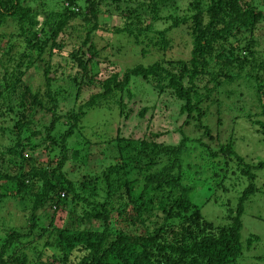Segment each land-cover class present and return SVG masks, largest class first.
Wrapping results in <instances>:
<instances>
[{
    "label": "trees",
    "instance_id": "1",
    "mask_svg": "<svg viewBox=\"0 0 264 264\" xmlns=\"http://www.w3.org/2000/svg\"><path fill=\"white\" fill-rule=\"evenodd\" d=\"M81 1L85 4L84 7ZM101 1L64 0L66 5L61 4L60 14H55L54 11L43 12L45 19L40 20L28 0H0V25L7 20L13 21L18 26L19 37H22L25 48L18 56L15 54L17 57L10 56L13 45L7 47L8 40H5L4 45L0 43V115L5 119L13 118L10 134L14 137L13 142L2 154L19 159L16 173L10 174L0 170V202L7 197L16 198L21 202H32L26 223L27 231L7 230L1 238L0 264H234L242 255L241 216L244 206L254 194L263 189L256 180L258 172L264 168V160L248 162L236 151L231 139L212 146L210 143L215 142L216 137L204 120L209 116L210 106L221 103L214 95L223 94L222 86L230 83L236 70L238 74L235 75L240 77L239 73H242L244 66L249 67L245 73L246 78H249L247 85L250 87L252 84L260 94L259 102L264 118V60L257 55L253 38L258 24L264 21V9L251 0H192L195 12L191 17L173 19L175 25H187L189 29V58L168 60V66L159 61L146 65L139 63L127 68L120 78L115 73L100 82L102 91L92 94L76 111L70 109L67 113H58L56 99L50 90L44 93L21 90V106H14L10 93L21 89L25 70L31 66L36 67L35 62L42 60V52L51 55L61 51L64 42L58 38L61 34L67 35L63 27L68 19L81 11L85 12L82 19L89 25H85V35L79 47L74 48L69 55L86 80H89L87 83L94 80L91 74L94 65L91 64L92 68L87 66L86 60L81 57V50L86 47L91 56L96 53L90 38L100 28L97 16L101 10ZM112 1L118 9L127 7V16L130 17V5L121 8L119 3L123 0ZM166 1L140 2L133 14L141 16L149 10L153 12L158 3L161 5ZM190 4L193 5L189 3V6ZM148 27L134 32L129 24L121 30L139 40L141 33L145 38L148 37ZM158 35H161L159 41L154 40L152 44L159 45L160 49L164 50L170 43L169 38L162 32ZM4 56L6 60H11L12 64L5 66ZM43 62V70L46 73L49 71V63L44 59ZM133 77H140L160 92L168 89L181 101L179 112L186 116L184 125L193 123L209 140L208 143L200 139L193 141L200 148L201 155L205 154L224 166L221 173L214 175L219 178L216 181L217 186L223 187L226 192L230 191V184H227L225 179L234 174L236 179L240 177L241 181L245 180L243 189L236 193L234 204L230 207L229 203L227 205L226 220L230 218L228 223L214 226L211 222L199 219V211L196 208L192 214L187 215L191 208L189 193L195 186L183 184L189 171L185 168L183 170L181 155L186 143L192 140L182 130V138L177 145H158L155 141L144 138L134 141L117 136L114 139L112 160L120 162V165H114L108 170L103 169V193H98L97 190L96 185L101 183L98 175L94 176L92 188L91 174L85 175L82 183L76 184L63 171L68 161L67 142L75 133L78 120L85 115L84 108L93 106L100 100L106 102L115 98V94L123 91ZM47 79L48 82L51 81ZM76 80L74 77L73 81ZM47 88H50L49 84ZM25 92L31 98L28 114L24 113L23 109L18 110L24 106ZM74 94L76 96V93ZM117 101L121 108L125 107L120 100ZM37 104L38 107H45L51 114L48 122L39 123L34 120ZM257 123L264 136V120ZM33 125L36 129L31 130L25 137L23 133ZM37 134L51 146L60 147V150L57 147L49 150L47 162L51 167L48 169L34 167L37 160L28 156L25 158L22 153L25 148H31ZM38 145V142L33 144L35 147ZM54 152L57 153V160L51 158ZM218 155L222 156L221 163L219 159H215ZM156 159H164L166 163L158 171L144 173L140 179L138 175L141 169L149 170ZM191 164L193 163H188V167H191ZM232 164L235 168L231 167ZM26 167L29 168L25 170ZM131 173L136 177L130 178L128 174ZM137 182L142 185L134 196ZM154 193L164 194L171 198L172 202L168 201L159 210L155 207ZM69 195L73 210L81 206V217L73 220L75 228H57L46 232V235H53L48 243L51 249L46 252L48 247L44 243L41 249L37 244V240L44 236V231L37 235L32 234L37 227L36 212L48 203L51 206L65 203ZM115 196L119 197L116 207L112 203ZM112 220H120V223L125 224V228L112 227ZM93 221L101 223V229H93ZM175 221V225L179 223L180 230L174 227ZM83 222L87 227L81 229L78 226ZM128 225L134 229L126 230ZM256 240L258 236L250 234L247 244ZM27 250L33 251L35 256L31 257Z\"/></svg>",
    "mask_w": 264,
    "mask_h": 264
},
{
    "label": "rangeland",
    "instance_id": "2",
    "mask_svg": "<svg viewBox=\"0 0 264 264\" xmlns=\"http://www.w3.org/2000/svg\"><path fill=\"white\" fill-rule=\"evenodd\" d=\"M251 1L255 2L259 8L264 9V0ZM28 2L32 5L34 12L38 14L40 20H44V13H50V11L60 14L61 4L62 6L63 4L66 5L64 0H28ZM140 2L146 3L149 0H123L119 3L121 8L130 5L131 13L128 17L127 7L121 10L115 7L112 0L101 1V10L97 16L100 28L90 38L96 48V53L91 56L86 47L81 50V57L86 60L87 66L94 65L93 73L91 72L94 79L92 82L87 83L89 80H86L80 71L81 69L79 70L69 55L74 48L79 47L85 35V25H89L82 19L85 12L81 11L65 23L63 29L67 35L61 34L58 38V40L64 42L61 51L51 55L42 52V60L35 62L36 67L31 66L25 70L22 76L21 89H16V91L10 93L11 103L14 106H17V104L21 106L19 96L21 90L28 89L27 92L31 93L36 91L44 93L50 90L56 99L58 113H67L70 109L76 111L77 107L85 103L92 94L102 91L100 82L115 73L120 78L127 68L139 63L146 65L153 61H159L168 66V62L166 63L168 60L189 58L191 50L189 29L187 25H175L173 19L183 16L191 17L195 12L193 1L167 0L161 5L158 3L153 12L149 10L139 16V14L133 13ZM189 3L193 5L190 4L189 6ZM82 5L84 7L85 4L82 3ZM129 24L134 32L149 26L148 37L145 38L141 33L139 40H136L131 34L123 32L121 29ZM117 30L120 31L117 32ZM160 32L167 39L169 38L170 42L164 50L160 49L159 45L152 44L154 40L159 41L161 35L158 34ZM19 34L18 26L11 20H7L0 25L1 45H4L5 40H8L7 47L13 45L10 56L15 54L18 56L21 51L25 50L22 37H19ZM26 35L28 36V34ZM253 38L256 42L254 46L257 50L256 53L264 60V21L258 24ZM43 59L49 63V71L46 73L43 70ZM5 60L6 56H4ZM4 64L9 66L12 62L7 59ZM248 69L249 67H242V73H239L241 74L240 77L235 75L238 74L236 70L232 74L233 77L230 83L227 82L222 86L223 94L214 95L221 103L220 105L212 104L210 106L209 116L204 122L209 125L212 134L216 137V141L210 143L212 146H215V143H222L231 139L236 151L245 157V160L256 163L264 160V136L261 133L260 125L257 123V121H263L264 118L263 109L259 102L260 94L252 84H250V87L247 85L249 78H246L245 73ZM74 77H76V81H73ZM47 78L51 81L48 82ZM47 84L50 88H47ZM70 91L72 94L69 95ZM27 92H25L24 106L21 109L18 108L19 111L23 109L24 113H27L30 109L29 101L31 98H29ZM74 93H76V96ZM117 100L125 104V107L121 108ZM180 105L181 101L175 98L172 91L166 89L164 92H160L140 77H133L123 91L115 94V98H110L106 102L100 100L95 102L93 106L84 108L85 115L78 120L75 133L67 142L68 161L65 163L63 171L76 184L82 183L84 176L91 174L90 187L92 188L94 187V176L98 175L101 183L96 185L97 190H99L98 193H103L105 190V185L102 183L103 169L108 170L114 165H120V162L112 160L114 139L117 136L130 138L134 141L144 138L153 140L158 145H177L182 138L180 133L182 130L192 140L186 143L185 150L181 155L182 168L189 171L183 184L185 186H195L189 193L191 194V208L187 215L192 214L196 208L199 211V219L211 222L214 226H222L228 223L230 218L226 220L227 205L229 203L230 207L234 204L237 197L236 193H240V189H243L245 180L241 181L240 177L236 179V174L226 178L225 181L230 184L228 186L231 189L227 192L223 187L216 185L219 178L214 175L215 173H221L224 166L219 165L216 162L217 160L206 157L205 154L201 155L200 148L193 141L200 139L208 143L209 140L204 136L203 131L195 127L193 123L184 125L186 116L180 114ZM38 106L39 104H37L34 120L39 123L48 122L51 114L46 111L45 107ZM12 127L13 118L6 117L5 119L0 115V170L10 174L16 173L19 159L15 156H5L2 151L14 140V137L10 134ZM33 129H36L34 125L30 126L23 135L27 137L26 135ZM35 142L39 144L37 147L33 146ZM52 147H57L60 150L59 146H51L49 142L41 139L40 134H37L31 143V148H25L22 153L25 158L32 157L37 160L34 167L37 166L38 168L40 166L48 169L51 167L47 162L49 160L48 153H50L49 150ZM59 150L57 152L60 154ZM51 158L57 160V153H52ZM221 158L222 156L218 155L215 159L220 161ZM165 163L164 159H156L149 170L141 169L138 177L141 179L146 172L158 171ZM188 163L193 164L188 167ZM215 163L216 165H214ZM231 167L235 168L233 164ZM28 168L26 167L25 170ZM133 171L137 174L135 170ZM128 175L130 178L136 177L133 173ZM256 182L263 189L254 194L244 206L241 216L243 225L241 230L242 255L234 264H264V168L258 172ZM141 185L142 183H136L133 191L134 196L140 191ZM232 186L236 187L232 188ZM154 194L155 207L159 210L168 201L172 202L171 198H167L164 194ZM118 201L119 197L115 196L112 202L115 205L114 207L117 206ZM31 204L30 200L21 202L12 197H7L0 202V240L7 230L27 231L28 226L26 223L30 216L29 207ZM58 204L51 206L48 203L36 212L37 227L32 234L37 235V233L44 231V236L37 240V244L41 249L44 243L48 247L46 252L51 249L48 243L53 237L52 233L46 235V232H52L57 228H75L73 220H78L81 217V206L73 210L70 195L65 203L60 202ZM119 221L112 220L111 226L125 228V224ZM175 223L176 221L173 225ZM93 224V229H101V223L93 221ZM78 227L82 229L87 225L83 222ZM174 227L180 230L179 223ZM131 228L134 229V227L128 225L126 230ZM250 234L257 235L258 240L247 244V238ZM27 253L31 257L35 256L31 250H27Z\"/></svg>",
    "mask_w": 264,
    "mask_h": 264
}]
</instances>
